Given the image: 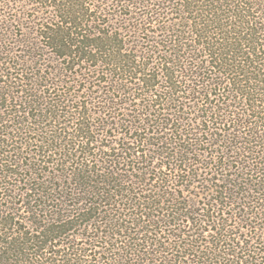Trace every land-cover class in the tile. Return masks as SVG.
<instances>
[{
  "label": "trees",
  "instance_id": "trees-1",
  "mask_svg": "<svg viewBox=\"0 0 264 264\" xmlns=\"http://www.w3.org/2000/svg\"><path fill=\"white\" fill-rule=\"evenodd\" d=\"M0 264H264V0H0Z\"/></svg>",
  "mask_w": 264,
  "mask_h": 264
}]
</instances>
